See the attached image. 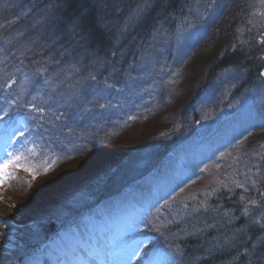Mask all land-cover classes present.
<instances>
[{"label":"rangeland","instance_id":"1","mask_svg":"<svg viewBox=\"0 0 264 264\" xmlns=\"http://www.w3.org/2000/svg\"><path fill=\"white\" fill-rule=\"evenodd\" d=\"M129 1L131 0H110L109 4L112 9H115L119 4H125ZM210 1H212L211 7ZM11 3L12 0H8L5 5ZM161 3H164L166 7H159L160 1L158 0H144L138 7V4L132 5L130 13L124 18L123 22H114L108 25L105 30H108V32L106 31L108 34L115 35L116 44H109L106 56L95 58L93 61L90 59L89 67L80 66L77 68L75 64H71L61 72L63 74L57 80L43 76V79L38 82L36 79H32L30 82H32L33 89L30 85H26L25 80L20 79L19 85L22 88L18 101L20 105L22 104L23 95H25L26 100L30 99L31 95L39 98L45 95L43 105H40L39 109L46 107L50 110L47 118L38 123L36 117H40V114H44V112H38V108L35 107L32 112L35 114L33 124H37L40 137L46 140L47 145L45 148H50L51 141L46 134L41 133L42 127L48 126L49 122L52 121L56 125V134L73 129L72 134L66 136L58 150L62 152L65 148L69 149L68 143L73 142L76 146H79V153L85 155L83 158L76 160L73 156L76 147L70 148L74 151L71 155L59 154L55 151L57 156L62 155L64 159L73 162L68 164L60 162L61 168L58 169L60 171L58 175L60 174V176H46L36 183V190L29 195L31 197L27 200L31 205L45 207L44 205L48 204L46 199L57 196L56 193L60 191L52 181L57 176L63 178V184L62 182L59 183L63 193L67 189L65 188L67 184L64 182L69 183L68 179L74 181V184H81V174L72 175V171L82 166L92 167L96 172L105 170L109 163L118 160L119 156L131 145H136V150L142 152H146L148 148V164H151L153 169L155 165H158L154 170L156 173L160 170L163 171L160 181L152 184V194L157 195L162 189L167 190L172 187L164 181L165 178L176 180L177 185L182 182L189 183L191 180L199 182V185L184 193L177 201L178 204L174 205L177 210H185L187 214L184 218L183 216L177 217L176 222L184 224L185 230H187L189 229L185 223V218H187L188 221H191L192 228L196 227V231L191 229L190 235L192 238H197L198 234L202 232L204 234L207 231V225L203 227L200 224L195 226L198 224L195 221L206 212L205 205H212L213 202L217 201L221 204L225 200L228 192L221 194L224 188L230 189L231 193H235L237 185H240L243 202L247 197L254 194V190L251 188L254 181L250 179L247 182L245 181V184H241L240 176H238L240 172L235 170L242 168L243 171H247L251 170L252 167H264L263 142L260 141L258 147L254 148L252 152L245 150L244 147L238 144L234 148L240 147L234 152L233 148L229 152L231 153L230 156L227 157L226 155L220 160L214 159V165H211L208 155H211L210 151L214 147L213 143L215 141L223 142L222 138L224 136L220 137L221 134L225 132L229 134L237 129L234 121H242L239 127H243L241 133L243 135L250 130V128L244 127L252 126L249 124L250 119L264 118V83L259 79L260 70L264 67V44L260 43L261 40H264V2L262 0H181L183 6L169 13L166 11L167 7L176 4V0H163ZM102 8L107 9V5H103ZM140 10L144 11L145 18L148 13L156 14V17L152 18L153 22L151 23H153V26L150 22H147L148 26L144 24L141 19L142 16H138ZM114 13L119 16L118 19L122 18L120 16L121 12L116 11ZM212 13L219 14L215 20L210 19ZM159 18L160 22L158 21ZM44 21L45 19H39L36 21L35 26L41 25ZM155 21H157L156 25L154 24ZM138 25V31L132 35L134 28ZM230 30L233 32H229ZM23 32L25 33V30ZM15 38H19V36ZM29 39L32 40L31 37ZM123 40L126 43L120 50L118 46L122 44ZM233 40L243 44L242 52L245 56L247 55V58L251 57L249 66L237 65L235 68L226 70L219 67L216 70L217 64L214 63V60L217 53L214 50H216L217 44L220 43L222 46L224 55L222 57L224 58L229 53L227 45ZM7 47L8 43L5 44V48ZM195 51L201 54L189 61ZM29 52L33 53V51ZM114 53L116 55H112ZM212 57L214 59L208 68ZM107 65L112 66L111 70L110 68L107 70L109 67ZM101 71L105 72L101 75L102 83L93 84L90 77L97 76L98 73L101 74ZM21 74L23 73L21 72ZM213 74H216V76L213 77ZM45 80L50 83L45 84ZM106 83L112 85V87H106ZM192 92L196 94V98L194 102L187 104L190 100L187 99V96ZM197 99L198 102H196ZM100 105H104V107L102 108ZM52 107L59 109V114H62L59 123L55 116L56 112ZM137 119L141 120L134 127L128 129V132L126 131L116 141H111L116 136V124H131ZM28 129V120L19 118L3 130L4 134L0 136V161L4 160L7 152L15 154L16 145H14V142L16 140L20 141L17 147L19 154L22 152L33 154L38 151L33 142H28L32 138L31 135L27 137ZM31 134L33 133L31 132ZM49 134L50 136L54 134V126L50 129ZM151 141H156V143L150 146L148 142ZM236 142L238 141L229 139V145ZM168 150V157H165ZM88 153L90 154L88 155ZM157 155L160 156L157 157ZM23 157L26 160H22L21 163L26 164L34 171L31 162L27 160V155ZM141 157L137 159L140 162L139 166L127 167L126 169L136 170L146 167L147 163L142 162L144 157L142 159ZM133 158L135 157L129 159ZM208 160L210 164H207ZM42 162L51 167L55 162V158L46 157L44 160L42 158ZM154 162L157 163L154 165ZM210 165L214 168L208 171L207 177H204L203 170H206ZM18 168L19 170L23 169ZM33 171L30 172L32 175H36L38 172ZM106 171L105 175L107 176L108 173H115L116 169L113 168L110 171L108 168ZM221 172H229L228 177L226 178L223 174V181L216 180L215 183L217 174ZM115 174H118V172ZM6 175H0V187ZM210 175H212V178L208 179ZM19 183L17 182V185ZM117 183H120V178ZM216 184L219 189H222L220 193L219 189L215 188L217 187ZM50 185L52 187L48 188ZM115 185L114 189L108 187V191L116 190L118 189L117 186H120V184ZM74 189H76V195L73 197L71 208L77 205L76 210H83L95 203L92 202L86 205L90 201V192L86 189H77V187ZM130 191L136 192L134 189ZM44 193L46 195H43ZM3 196L5 198V195ZM60 196L61 194L57 197ZM8 197H10L11 202L8 206L0 200V247L11 248L10 244L14 243L15 247L22 250L23 245L31 243L34 239L30 236L23 238L24 241L21 244L17 240L19 231L13 232L15 224H12L15 223L17 218L15 211L20 206L19 202L26 199L27 195H23L22 191L15 190L9 192ZM261 197H264V193H261ZM44 198L46 199L44 200ZM115 198L111 197L109 203H113L116 200ZM40 199H43V201L41 202ZM139 200L142 201L141 196ZM255 201L250 200L246 206H240L238 219L242 222V239H247L249 228L261 225L253 223L254 219L251 217L255 214L250 212L255 211L253 208ZM71 204L61 207L57 212L61 218L68 213L67 209ZM121 204L116 201L115 204L113 203L109 207V210L116 211L115 215H111L112 217L107 221L108 225L114 228V231L109 233L110 241L104 244L105 246H102V249L94 250L93 254H97L96 259L86 254L82 244L84 237H73L69 232L75 227L71 225L76 222L74 221L70 223L71 226L67 227L65 231H61L69 242V251H62L63 249L53 244L52 246L58 252L57 257L48 254L46 251L39 264H101L100 261L103 264H128L127 254L136 246L137 242L125 239L126 235L119 237L117 228L120 224H124L135 212L148 207L149 203ZM122 206H127L126 208L132 206L134 209L126 212L122 209ZM245 207L248 209V216L242 214ZM102 208L98 211L100 212ZM95 210L96 208L84 213L81 218L77 219H82L83 222L87 223V227L90 229L87 231L90 234L88 236L90 242L97 240L100 235V232H95L96 230L93 228V223L96 221L94 215L97 213ZM200 212L203 214H200ZM212 212L220 219L218 223L212 220L214 224L212 228L225 234L226 229L223 224L236 216L229 215L228 210L227 212L217 210ZM146 215L147 212H141L143 219ZM131 226H133V223H131ZM37 229L40 231V228ZM38 230L34 231L32 235L39 234ZM112 236L115 237L114 241H112ZM218 238V240H212L211 246H217V249L223 251L222 254L226 259H230L232 254L229 251L231 243L222 240L219 235ZM55 242L59 243V240L56 238ZM263 242L264 237L259 242L257 241L258 247L253 250L256 251L262 247ZM200 246L201 244L198 247ZM239 246L238 244V250L233 249L235 251L234 255L238 254L234 258V263L242 264L247 258L248 263L252 264L251 256L242 254L244 247L241 250ZM1 250V253L6 255L7 250ZM70 252L73 253V256L69 255ZM202 257L204 255L199 253L198 258L201 259ZM44 260L47 261L44 262Z\"/></svg>","mask_w":264,"mask_h":264},{"label":"trees","instance_id":"2","mask_svg":"<svg viewBox=\"0 0 264 264\" xmlns=\"http://www.w3.org/2000/svg\"><path fill=\"white\" fill-rule=\"evenodd\" d=\"M14 1L18 6L15 9L9 10L7 16H18L17 14L20 10L24 12V15H22V17L18 16V18H20V22L19 25L14 28H17V30L21 28L32 29L31 32L27 31V33L23 34L39 38L37 42L38 46H40L38 47V51L40 55L45 53L43 54L42 58L43 60H47L49 62V66L54 67L55 65L66 61L68 64L74 63L77 67H79V65L83 67H89L90 59H92L93 61L95 60V58L106 56L109 44H116V37L111 33L108 34V30L105 29H107L106 27H108V25L120 21V18L118 19L119 16L114 12H120L122 10V8L124 7V4L122 5V3L115 8V11V9H112L109 4L110 0H46L43 1L40 5H36L37 2L32 0H13V2ZM103 5H107V9L103 10ZM161 6L163 7L164 3L160 2L159 7ZM9 19L12 22L13 19ZM39 19H45V21L39 26H34L36 21H38ZM30 22L31 24L28 25V23ZM229 32L233 31L230 30ZM12 33L15 34V31H12ZM225 42L227 43V41ZM220 46L221 45H217L216 50H214L217 53V55H215L216 59L214 60V63L217 64L216 68L231 65L235 61L238 62L247 57V55L245 56L244 52H240L239 55L237 54L239 52H231V48H229L228 52L230 56L223 58V54H219ZM63 56L65 57V59L63 58ZM213 59L214 58L212 57L211 61L209 62L208 68L211 66ZM220 59L222 60L219 62ZM193 96L194 93L192 92L187 96V99H191V97L193 98ZM121 168H115V173H120ZM76 173L81 174V184H74V181L68 179L69 183L64 182L67 184L65 185V188L67 189L63 193L62 188H60L61 185H59L60 182H62L63 184V178L56 177L52 180L60 191L56 193L57 196H59L60 194L61 196L59 198L57 196H53V198L51 199L44 198V200L46 199V201L48 202V204H45L44 206H53L54 204L52 201L56 199L60 200V198H62V200L64 201L61 204L59 203L60 205L58 204V206L51 213L55 214L60 210L61 207H66V205L72 203V201L74 200L73 197L76 195V189H74L76 187L77 189H86V191L90 192V197L93 198L108 194V192H106L108 190V187L109 189L110 186L114 187L115 183L117 182H113V179L115 178L113 175L115 173H108L106 176V170L96 172L92 167L89 166H82L79 169L72 171V175ZM58 176H60V174ZM121 178L126 181L129 179V176L123 175L121 176ZM51 187L52 185L48 186V188ZM32 193L33 191L30 192V195ZM43 195L46 194L44 193ZM20 204V206H22V210L18 212L19 215L23 218H25V216L28 217L29 215H31L30 205H26V199ZM72 205L73 203L67 209L68 214L73 212L72 209H76L77 205L71 208ZM217 207L218 204L215 205L213 209L219 210L220 208ZM220 211L223 210L220 209ZM228 211L230 213L233 211V209H229ZM46 229L50 230L53 229V227L47 226ZM231 231L232 230L228 231V238L229 235L231 236ZM252 249L253 248H248V246L245 247V251L249 252L250 254H253L255 252L254 250L252 251ZM261 255L264 257V252H261ZM234 258L235 257H232L229 260H221L217 262V264H232L231 262L234 261ZM1 262L3 261L0 260V263Z\"/></svg>","mask_w":264,"mask_h":264},{"label":"bare ground","instance_id":"3","mask_svg":"<svg viewBox=\"0 0 264 264\" xmlns=\"http://www.w3.org/2000/svg\"><path fill=\"white\" fill-rule=\"evenodd\" d=\"M26 76L27 75H24V78ZM24 78H23V80H24ZM34 79L39 80L38 77H35ZM59 129H60V127H59ZM135 147H136V145H131L126 151H124V153H122L119 156L118 160L114 161L113 163H109L105 167V170L108 168L110 170H112L113 168H117V169L121 168L128 163V161H129L128 158H131V157H135L136 159H138L139 157L142 156L141 159L144 157L143 160H145L146 153L144 151L142 152L141 150H136ZM23 195H27V197H26L27 204L26 205H30L31 215H29L28 217L25 216V218L21 217L18 212L20 210H22V208H21L22 206H19L18 210L15 209L16 211L15 210L14 211H15L16 216H17L16 221H19L21 224L24 223V224H22L23 225L22 228L27 233V235L31 236L33 234L32 232H30L33 228H40V231L38 232L39 234H41L42 230L47 231L49 234H53V235H57L58 233H60L62 231V229L64 228L63 222H65L64 217L61 218L59 213L54 214L51 212L58 206L59 203L61 204L64 200H62L61 198H60V200L56 199L53 202V204H54L53 206L49 205L46 207H42V206L36 207L35 205H31V203H28V201H27L31 197V196H29L30 195L29 192H25ZM24 200L22 202H24ZM40 200H41V202L43 201V199H40ZM6 212H7V210H6ZM48 217H49V219H48ZM48 220H50V221H48ZM47 226L48 227L51 226V227H53V229H50V230L46 229ZM10 255L14 256V254H12V253H10Z\"/></svg>","mask_w":264,"mask_h":264},{"label":"snow or ice","instance_id":"4","mask_svg":"<svg viewBox=\"0 0 264 264\" xmlns=\"http://www.w3.org/2000/svg\"><path fill=\"white\" fill-rule=\"evenodd\" d=\"M264 2V0H262ZM261 44H264V40L260 41ZM260 75L264 76V72H261ZM91 80L95 81L96 77H90ZM45 84H49L48 80L44 81ZM106 87H112V85L106 83ZM55 91V89H53ZM100 107H104V105H100ZM38 112H42L43 109H37ZM7 115V112L4 113ZM2 119V117H0ZM59 119V117H57ZM71 131V129H69ZM23 135V133H21ZM22 160H26L21 154H14L12 152H7L6 157L3 161H0V175H6L7 170L10 167H20L23 168L26 172H32V168L28 167L26 164L21 163ZM244 216H248L249 212L247 207L244 208L243 213ZM143 217H141L140 223H143ZM253 223L260 224L259 220H254ZM138 227V225H136ZM261 228H264V224L260 225ZM180 253L176 252L175 256H179ZM142 260L143 264H174V256L169 252H160L155 249H151L148 247V243L146 240H141L137 242L136 246L130 250L127 254L128 264H131L132 259Z\"/></svg>","mask_w":264,"mask_h":264}]
</instances>
